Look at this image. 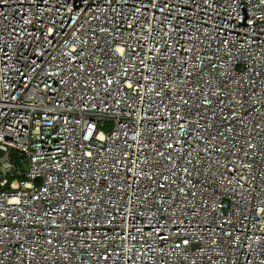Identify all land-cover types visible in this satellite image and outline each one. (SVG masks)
I'll use <instances>...</instances> for the list:
<instances>
[{"label":"built area","instance_id":"2783aa9c","mask_svg":"<svg viewBox=\"0 0 264 264\" xmlns=\"http://www.w3.org/2000/svg\"><path fill=\"white\" fill-rule=\"evenodd\" d=\"M0 264H264V0H0Z\"/></svg>","mask_w":264,"mask_h":264},{"label":"water","instance_id":"95a60500","mask_svg":"<svg viewBox=\"0 0 264 264\" xmlns=\"http://www.w3.org/2000/svg\"><path fill=\"white\" fill-rule=\"evenodd\" d=\"M23 168H24V170H25L26 172H28V168H27V166H24Z\"/></svg>","mask_w":264,"mask_h":264}]
</instances>
